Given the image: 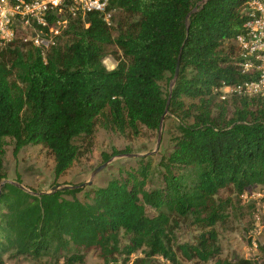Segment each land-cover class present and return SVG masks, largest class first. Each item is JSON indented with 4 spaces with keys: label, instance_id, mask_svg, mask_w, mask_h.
Here are the masks:
<instances>
[{
    "label": "trees",
    "instance_id": "obj_1",
    "mask_svg": "<svg viewBox=\"0 0 264 264\" xmlns=\"http://www.w3.org/2000/svg\"><path fill=\"white\" fill-rule=\"evenodd\" d=\"M247 1L111 0L128 18L118 27L91 12L88 22L70 18L44 53L24 39L0 45V264L5 254L84 264L90 251L104 264H152L156 257L259 264L222 258L216 229L247 188L264 185V97L222 99L217 90L251 79L237 65L235 41ZM108 55L112 69L103 63ZM173 79L164 92L160 83ZM166 109L162 127L173 118L172 147L151 189L144 158L89 190L29 192L6 181L5 137L14 140V154L45 145L56 180L83 153L77 141L91 145L97 124L134 135L141 126L158 131ZM182 223L198 229L192 242L177 241ZM137 252L142 256L132 259Z\"/></svg>",
    "mask_w": 264,
    "mask_h": 264
},
{
    "label": "rangeland",
    "instance_id": "obj_2",
    "mask_svg": "<svg viewBox=\"0 0 264 264\" xmlns=\"http://www.w3.org/2000/svg\"><path fill=\"white\" fill-rule=\"evenodd\" d=\"M113 19H110V24L118 27V24L125 21L127 16L124 12L114 11ZM114 30V34H116ZM25 31L16 29L14 39H23ZM61 44H64V39H61ZM1 46L5 43L0 42ZM116 49L115 46L111 50ZM104 65L108 69L115 67L116 61L112 55H108L103 60ZM170 82L162 81L161 87L164 92L171 87ZM220 92V91H219ZM260 96V95H259ZM221 98V93L219 95ZM236 96H228L226 99L231 100ZM264 97V96H262ZM264 100V99H263ZM172 117H166L165 125L161 129L160 139H158V131L148 130L145 127H140L138 135L131 134L130 131L118 132L110 128H106L101 124H97L91 145L87 146L85 143L78 140V144H82L83 153L73 161L72 165L56 180L54 179V159L50 150L42 144H28L22 147L17 154L13 153L14 140L11 137L4 138V169L7 174V182H16L17 177L20 178V183L23 189L29 191L31 189L41 192L51 191L54 185L64 184H79L92 179L90 185H86L85 190L104 186L109 180L124 176L127 170L131 168H139V163L147 161L151 165L152 178L148 182L146 188L151 189L156 186L161 177V167L158 164L162 155L170 152L172 147L171 136L173 133ZM113 149H128L125 153L111 156L108 160H104L103 153L111 154ZM127 154H137L130 156ZM104 164V167L92 175L95 168ZM263 189L257 185L255 187L247 188L245 192L240 195L234 205L236 210H230V215L226 224L217 225L218 240L222 248L221 257L235 261L238 258H250L263 264L264 260V244L258 241V236L262 239L263 234H257L256 218L262 217L264 220V199H261ZM82 193H80L81 195ZM221 196H227V191L222 190ZM262 221H259L261 223ZM264 224H262V229ZM198 229L192 225L180 224L176 228L177 241L192 242L194 236L198 234ZM255 240L258 248L252 247L251 241ZM263 246L262 248H260ZM142 256L137 252L132 256ZM4 264H63L62 261L53 263L47 258L41 261H36L29 257L17 256L8 257L3 255ZM196 263L194 261L182 260V264H211ZM84 264H104L98 253L90 251L85 257ZM124 264V263H119ZM129 264V263H126ZM152 264H167L162 258L156 257Z\"/></svg>",
    "mask_w": 264,
    "mask_h": 264
},
{
    "label": "built area",
    "instance_id": "obj_3",
    "mask_svg": "<svg viewBox=\"0 0 264 264\" xmlns=\"http://www.w3.org/2000/svg\"><path fill=\"white\" fill-rule=\"evenodd\" d=\"M110 2L111 0H0V42L12 41L18 28L25 31V41L40 47L44 53L55 43L56 37L72 17L86 18L88 13L97 12L110 24L114 12ZM244 12L247 19L243 24V31L235 38L240 49L237 65L251 79L220 86L217 90L222 99L234 94L264 96V0H248ZM261 188L263 193L259 197L264 199V185ZM261 218H256L257 234L264 235V220ZM260 239L258 236V241L263 245L264 238L262 242ZM251 244L255 249L258 248L255 240Z\"/></svg>",
    "mask_w": 264,
    "mask_h": 264
},
{
    "label": "water",
    "instance_id": "obj_4",
    "mask_svg": "<svg viewBox=\"0 0 264 264\" xmlns=\"http://www.w3.org/2000/svg\"><path fill=\"white\" fill-rule=\"evenodd\" d=\"M85 22H88V17L85 18ZM178 70H179V63L177 62V65H176V68H175V74H174V77L177 76V73H178ZM174 79L172 80V83H173ZM171 83V85H172ZM167 114V109L164 111V113L162 114L161 116V119H160V129H159V134H158V139H157V142H159V139H160V134H161V127H162V123H163V120L165 118V115ZM127 155H130V156H135L137 154H127ZM104 167V164L98 166L97 168L94 169L93 174H95L96 172H98L100 169H102ZM14 183V182H13ZM92 183V179L86 181V182H81L79 184H64V185H54L51 187V191H54V190H57V189H61V188H70V189H78V188H83L85 187L86 185H90ZM17 186L21 187V188H24L23 185L19 184V183H15ZM2 185V184H1ZM43 193V192H41Z\"/></svg>",
    "mask_w": 264,
    "mask_h": 264
}]
</instances>
